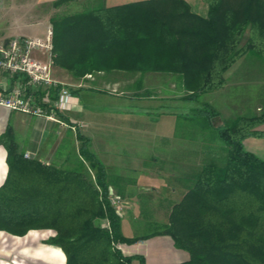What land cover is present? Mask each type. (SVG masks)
I'll return each instance as SVG.
<instances>
[{"label":"trees","instance_id":"16d2710c","mask_svg":"<svg viewBox=\"0 0 264 264\" xmlns=\"http://www.w3.org/2000/svg\"><path fill=\"white\" fill-rule=\"evenodd\" d=\"M202 1L204 14L191 11L184 0L86 4L80 11L55 13L50 17L53 65L75 78L113 70L171 73L181 77L183 97L194 100L222 87L223 73L244 51L264 59V0ZM246 31L248 41L239 46ZM204 104L192 115L210 127L214 110ZM262 123L264 107L257 116L213 129L221 144L178 178L184 193L171 206L168 222L141 237L122 233L108 192L113 180L86 148L80 130V158L67 166L8 147L0 230L17 236L54 230L42 242L60 247L65 264H146L143 255L124 254L121 247L160 234L188 252V260L175 264H264V159L242 142L264 136L257 128ZM121 195L115 191L118 199Z\"/></svg>","mask_w":264,"mask_h":264},{"label":"rangeland","instance_id":"374dc122","mask_svg":"<svg viewBox=\"0 0 264 264\" xmlns=\"http://www.w3.org/2000/svg\"><path fill=\"white\" fill-rule=\"evenodd\" d=\"M55 9L52 15L84 7L67 2ZM41 20L44 18L32 0H0V39L19 34L44 37L46 31L39 29ZM247 41L246 31L239 46ZM35 54L41 61L46 60L43 54ZM52 73L67 85L73 83L74 88L89 89L78 103L82 115L72 113L65 121L81 129L87 140L86 148L104 164L111 178L115 172L116 185L109 186L113 191L111 202L119 208L121 221L132 236L149 234L168 222L171 206L184 193L178 178L189 167L210 158L221 144L213 129L229 126L240 116H257L264 107V59L250 51H244L225 70L222 87L204 91L194 100L183 97L187 92L182 79L171 73L113 70L92 72L93 78L85 75L75 78L55 65ZM204 103L214 110L210 127L204 118L192 115ZM165 108L177 114H167ZM257 128L264 130V123ZM76 130L70 129L72 135L62 146L55 165L67 166L79 160ZM242 142L245 149L264 159V136H248ZM117 190L122 193L121 201L113 197ZM4 232L0 234L13 235ZM54 233L52 229H30L24 237L16 235L12 239L31 242L42 237V241ZM44 251H48V258L55 264H64L65 255L60 247L40 244L34 252ZM14 252L0 254V261H10ZM18 264L43 263L26 259V263Z\"/></svg>","mask_w":264,"mask_h":264},{"label":"crops","instance_id":"0c3cea01","mask_svg":"<svg viewBox=\"0 0 264 264\" xmlns=\"http://www.w3.org/2000/svg\"><path fill=\"white\" fill-rule=\"evenodd\" d=\"M32 1L38 7L40 16H43L44 18V20L39 22V29L47 31L48 28H51L50 17L52 12L56 10L55 7H49L48 5H50L54 0ZM134 1L139 0H70L69 4H81L83 6L86 4H103L105 6H114ZM184 1L189 4L191 11L199 14L205 13V5L202 0ZM16 36L24 35L19 34ZM70 84H72H68L71 94L70 107L63 114H61L64 119H67L68 115L76 112H79L80 115H82L78 103L79 100L83 98L82 96L84 92L89 90L84 87L74 88L73 83ZM166 108L165 111L167 114H177L175 112H168ZM78 130L84 134L80 128ZM71 135L72 132L66 126H62L41 116L25 114L19 110L11 109L0 104V138L4 136V142H0V186L3 184L8 171V147L15 148L17 151L22 152L24 156L25 153H28V157H36L42 162L56 164V162H58V155L62 146L67 143L68 138H70ZM106 172L110 177L109 171L106 170ZM111 175L113 180L112 182L115 187V172ZM121 231L125 236L132 237V235L127 232L123 221H121ZM0 232L4 231L0 230ZM24 236L18 237L22 238ZM9 237L12 239L13 235L7 236L0 234V254L7 255L6 253H8L9 250H15V252L10 261H5L4 263L0 261V264L26 263V259L34 261L38 260L43 264H55L53 260L48 258V251H44L42 253L34 252L40 244L46 245V243L40 241L42 237L37 239V241L32 240L31 242H29V240L15 242L13 239L9 241ZM121 249L124 254L137 253L143 255L146 264H175L186 261L189 258L187 251L176 247L170 236L162 234L152 235L129 245L124 244Z\"/></svg>","mask_w":264,"mask_h":264},{"label":"built area","instance_id":"2783aa9c","mask_svg":"<svg viewBox=\"0 0 264 264\" xmlns=\"http://www.w3.org/2000/svg\"><path fill=\"white\" fill-rule=\"evenodd\" d=\"M51 36V28H48L44 37L0 39V104L76 130V125L61 116L70 107L71 94L68 85L57 80L52 73ZM36 52L43 54L46 60L41 61ZM85 76L93 78L92 73ZM74 123L82 126L80 122ZM28 156L25 153V157ZM108 192L113 195L111 187ZM113 197L118 199L115 195ZM116 212L120 213L119 208Z\"/></svg>","mask_w":264,"mask_h":264},{"label":"water","instance_id":"95a60500","mask_svg":"<svg viewBox=\"0 0 264 264\" xmlns=\"http://www.w3.org/2000/svg\"><path fill=\"white\" fill-rule=\"evenodd\" d=\"M29 231H30V230H28L24 235H27V234L29 233ZM24 235H23V236H24ZM13 236H15V235H13ZM47 246H50V245H47Z\"/></svg>","mask_w":264,"mask_h":264}]
</instances>
